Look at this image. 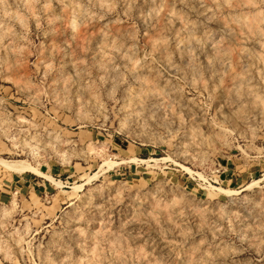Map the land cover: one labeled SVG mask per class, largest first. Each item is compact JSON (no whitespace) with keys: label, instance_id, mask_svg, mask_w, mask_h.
<instances>
[{"label":"rangeland","instance_id":"374dc122","mask_svg":"<svg viewBox=\"0 0 264 264\" xmlns=\"http://www.w3.org/2000/svg\"><path fill=\"white\" fill-rule=\"evenodd\" d=\"M1 160L0 264H264V0H0Z\"/></svg>","mask_w":264,"mask_h":264},{"label":"bare ground","instance_id":"6f19581e","mask_svg":"<svg viewBox=\"0 0 264 264\" xmlns=\"http://www.w3.org/2000/svg\"><path fill=\"white\" fill-rule=\"evenodd\" d=\"M0 164L7 170H14V171H17L19 173L31 172V173H35L39 176L43 175V177H44L43 173L38 171L36 168L31 166L30 164H25L24 162L9 163V162L1 160ZM45 177H47V176H45ZM81 187L82 186H79L78 188H81Z\"/></svg>","mask_w":264,"mask_h":264}]
</instances>
